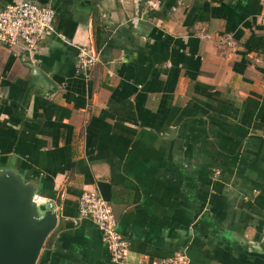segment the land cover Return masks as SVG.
I'll return each instance as SVG.
<instances>
[{
    "label": "crops",
    "instance_id": "obj_1",
    "mask_svg": "<svg viewBox=\"0 0 264 264\" xmlns=\"http://www.w3.org/2000/svg\"><path fill=\"white\" fill-rule=\"evenodd\" d=\"M30 1L55 32L0 45V173L58 214L37 264H119L79 218L92 188L125 264H264V0Z\"/></svg>",
    "mask_w": 264,
    "mask_h": 264
},
{
    "label": "built area",
    "instance_id": "obj_2",
    "mask_svg": "<svg viewBox=\"0 0 264 264\" xmlns=\"http://www.w3.org/2000/svg\"><path fill=\"white\" fill-rule=\"evenodd\" d=\"M55 11L30 0H14L0 10V45L22 48L30 54L39 44L55 32ZM97 58L85 48L78 52L80 70L87 72ZM79 218L93 222L101 234L103 244L115 263L125 264L131 254V242L118 231L113 203L105 199L97 188L89 189L78 201ZM150 264H192L184 252L154 259Z\"/></svg>",
    "mask_w": 264,
    "mask_h": 264
},
{
    "label": "water",
    "instance_id": "obj_3",
    "mask_svg": "<svg viewBox=\"0 0 264 264\" xmlns=\"http://www.w3.org/2000/svg\"><path fill=\"white\" fill-rule=\"evenodd\" d=\"M34 191L19 176L0 173V264H37L58 225L57 212Z\"/></svg>",
    "mask_w": 264,
    "mask_h": 264
}]
</instances>
